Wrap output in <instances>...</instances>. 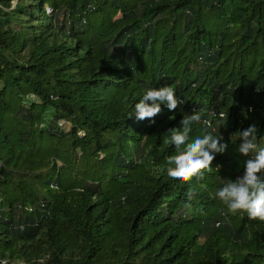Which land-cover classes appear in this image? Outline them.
Here are the masks:
<instances>
[{
  "label": "trees",
  "instance_id": "16d2710c",
  "mask_svg": "<svg viewBox=\"0 0 264 264\" xmlns=\"http://www.w3.org/2000/svg\"><path fill=\"white\" fill-rule=\"evenodd\" d=\"M161 86L177 110L127 118ZM194 110L228 148L170 179ZM252 125L264 145V0H0V264H264V222L216 197Z\"/></svg>",
  "mask_w": 264,
  "mask_h": 264
},
{
  "label": "clouds",
  "instance_id": "9594fccd",
  "mask_svg": "<svg viewBox=\"0 0 264 264\" xmlns=\"http://www.w3.org/2000/svg\"><path fill=\"white\" fill-rule=\"evenodd\" d=\"M180 104L181 100L171 86L150 88L139 102L135 103L127 118L134 117L137 121L152 120L162 112V105L169 111H175ZM222 115L220 113L219 117ZM195 124L203 125L205 131L202 135L192 137ZM180 125L182 127L169 129L165 134V142L173 145L177 154L169 156L166 165L158 170L174 180H203L205 172L213 169L211 165L216 155L225 153L228 145L223 142L220 134L213 135L206 131L211 127V122L203 119L198 111L194 110L191 114L183 116ZM234 136H238L242 141L238 147L239 153L249 158L244 163L243 175L235 181L228 180L217 190L216 197L231 214L246 213L250 220L264 222V145L257 142L255 125L237 132ZM194 195L195 193L190 191L189 199Z\"/></svg>",
  "mask_w": 264,
  "mask_h": 264
},
{
  "label": "rangeland",
  "instance_id": "374dc122",
  "mask_svg": "<svg viewBox=\"0 0 264 264\" xmlns=\"http://www.w3.org/2000/svg\"><path fill=\"white\" fill-rule=\"evenodd\" d=\"M61 125H64V122H61Z\"/></svg>",
  "mask_w": 264,
  "mask_h": 264
}]
</instances>
